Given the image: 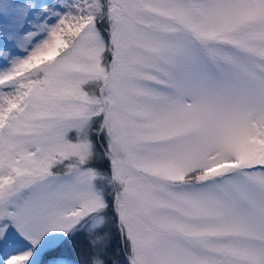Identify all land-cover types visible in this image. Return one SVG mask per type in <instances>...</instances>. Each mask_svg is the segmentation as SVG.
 Here are the masks:
<instances>
[{
  "label": "snow or ice",
  "instance_id": "snow-or-ice-1",
  "mask_svg": "<svg viewBox=\"0 0 264 264\" xmlns=\"http://www.w3.org/2000/svg\"><path fill=\"white\" fill-rule=\"evenodd\" d=\"M0 264H264V0H0Z\"/></svg>",
  "mask_w": 264,
  "mask_h": 264
}]
</instances>
